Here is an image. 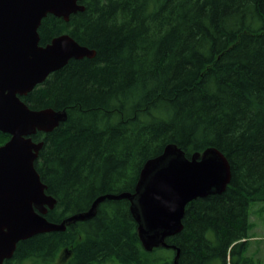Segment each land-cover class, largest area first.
I'll return each mask as SVG.
<instances>
[{"label":"trees","instance_id":"trees-1","mask_svg":"<svg viewBox=\"0 0 264 264\" xmlns=\"http://www.w3.org/2000/svg\"><path fill=\"white\" fill-rule=\"evenodd\" d=\"M68 22L47 15L39 45L67 34L95 51L70 60L20 100L65 111L34 162L60 224L102 195L133 194L167 145L190 158L217 149L231 179L185 207L175 249L141 246L127 200L16 245L3 264H256L245 256L250 207L264 205V0H80ZM9 139L0 133V146Z\"/></svg>","mask_w":264,"mask_h":264},{"label":"water","instance_id":"water-1","mask_svg":"<svg viewBox=\"0 0 264 264\" xmlns=\"http://www.w3.org/2000/svg\"><path fill=\"white\" fill-rule=\"evenodd\" d=\"M80 0H0V133L9 139L0 146V264L9 260L17 243L35 235L63 232L70 224L94 217L105 200H127L137 224L141 246L147 252L163 247L165 240L182 230L185 207L198 198L222 194L231 179L226 158L215 148L195 153L189 159L175 145L148 160L142 167L133 194L97 197L90 208L73 214L60 224L46 220L56 201L34 162L43 142H34L37 132L50 133L63 123L65 111L29 109L26 96L70 60L92 59L95 51L63 34L45 46L39 45L38 28L47 15L68 22L84 11ZM179 250H176L174 264Z\"/></svg>","mask_w":264,"mask_h":264},{"label":"rangeland","instance_id":"rangeland-1","mask_svg":"<svg viewBox=\"0 0 264 264\" xmlns=\"http://www.w3.org/2000/svg\"><path fill=\"white\" fill-rule=\"evenodd\" d=\"M249 214V244L245 256L256 264H264V205H252ZM64 261L65 256L60 255L57 264Z\"/></svg>","mask_w":264,"mask_h":264}]
</instances>
